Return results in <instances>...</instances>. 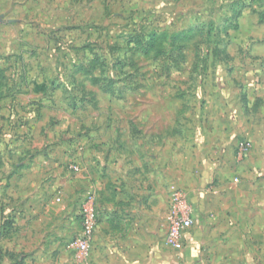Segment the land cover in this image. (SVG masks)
Wrapping results in <instances>:
<instances>
[{"label":"rangeland","instance_id":"374dc122","mask_svg":"<svg viewBox=\"0 0 264 264\" xmlns=\"http://www.w3.org/2000/svg\"><path fill=\"white\" fill-rule=\"evenodd\" d=\"M141 221L158 264H264V0H0V264H114Z\"/></svg>","mask_w":264,"mask_h":264},{"label":"crops","instance_id":"0c3cea01","mask_svg":"<svg viewBox=\"0 0 264 264\" xmlns=\"http://www.w3.org/2000/svg\"><path fill=\"white\" fill-rule=\"evenodd\" d=\"M214 134H215L214 131H213V133H210V135H212V136ZM194 154H195V156H194L195 158H194L193 163H191V166H190V175H191L190 182H191V185H190L189 189H190V198L195 197V199H198L199 196L204 191V188H202V186H203L202 183L206 180L207 177H209V175L221 176V168L219 166V163H217L216 161L210 162L209 160L205 163L204 167L199 166L197 159H196L197 154H196L195 149H194ZM162 159H163L162 157H159V160L156 163V166L158 165V167L156 169L152 170V173H154L153 171H156V173L154 174V178H155V181L157 183V188H159V189H160L159 182H162L164 180V175L160 172V169H162L161 167H163V162H164V161L163 162L160 161ZM206 165H210V166L207 168ZM179 171H181V170L178 169V172ZM200 174H201V177L199 176ZM149 202H151L150 205L154 204V202H152V201H149ZM193 204L196 205V204H198V202L196 201ZM193 216H195V213L192 214V219H193ZM143 221H141L140 224L135 223L134 224L135 227L128 230V237H130V239H132V241H131L132 248L131 249L130 248L125 249V254L122 252L123 250L117 251V253L119 254V257L117 258V261L114 264H151V263L152 264H158L159 263L158 261L157 262L156 261H150V259H154V258L153 257H146L147 251H145V253L141 252V255H138L136 253V252H138L139 248L143 249L144 246H147V245L150 246V244H151L149 242L146 245H143V243L141 241V239L143 237H146V233L143 232V225H144V223H142ZM150 235L153 236V234H150ZM152 247H154V245ZM160 249L162 250V248L159 247L157 249V251H159ZM150 252H152V251H149V253ZM127 253H131L132 256L135 257L136 261L131 263V261H129V260H131V258L129 260L125 261L126 257L128 256V255L126 256ZM124 261H125V263H124Z\"/></svg>","mask_w":264,"mask_h":264},{"label":"built area","instance_id":"2783aa9c","mask_svg":"<svg viewBox=\"0 0 264 264\" xmlns=\"http://www.w3.org/2000/svg\"><path fill=\"white\" fill-rule=\"evenodd\" d=\"M251 146L249 139L240 140L235 146V156L238 160L242 159ZM181 198V199H180ZM175 198V204L170 209L168 214V222L170 230L168 232V239L174 243L176 247L180 246L179 236L181 231L188 229L192 224V213L190 206L182 197ZM82 249H86L87 240L80 242Z\"/></svg>","mask_w":264,"mask_h":264},{"label":"trees","instance_id":"16d2710c","mask_svg":"<svg viewBox=\"0 0 264 264\" xmlns=\"http://www.w3.org/2000/svg\"><path fill=\"white\" fill-rule=\"evenodd\" d=\"M10 224H11V221H7V222H5V224H3V225H5V226H10ZM2 235V232L0 233V236Z\"/></svg>","mask_w":264,"mask_h":264}]
</instances>
